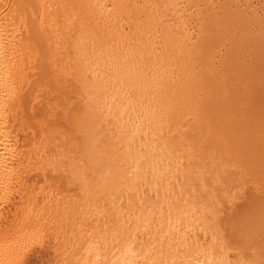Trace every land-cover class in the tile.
<instances>
[{"label":"bare ground","instance_id":"bare-ground-1","mask_svg":"<svg viewBox=\"0 0 264 264\" xmlns=\"http://www.w3.org/2000/svg\"><path fill=\"white\" fill-rule=\"evenodd\" d=\"M35 262L264 264V0H0V264Z\"/></svg>","mask_w":264,"mask_h":264},{"label":"rangeland","instance_id":"rangeland-1","mask_svg":"<svg viewBox=\"0 0 264 264\" xmlns=\"http://www.w3.org/2000/svg\"><path fill=\"white\" fill-rule=\"evenodd\" d=\"M36 248H37V247H34L29 253H30V254L33 253V251H35ZM34 264H40V263H39V262H35Z\"/></svg>","mask_w":264,"mask_h":264}]
</instances>
